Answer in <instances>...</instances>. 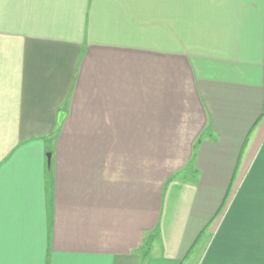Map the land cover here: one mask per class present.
<instances>
[{
  "label": "crops",
  "instance_id": "1",
  "mask_svg": "<svg viewBox=\"0 0 264 264\" xmlns=\"http://www.w3.org/2000/svg\"><path fill=\"white\" fill-rule=\"evenodd\" d=\"M153 231L142 264H264V0H0V264Z\"/></svg>",
  "mask_w": 264,
  "mask_h": 264
},
{
  "label": "trees",
  "instance_id": "2",
  "mask_svg": "<svg viewBox=\"0 0 264 264\" xmlns=\"http://www.w3.org/2000/svg\"><path fill=\"white\" fill-rule=\"evenodd\" d=\"M222 208L223 206L219 208L215 216H217L220 213ZM158 238H159V235L157 231H153L146 235L145 240L143 244L141 245L140 252H139L140 253V264H142V262L148 257L150 250L152 248L153 242Z\"/></svg>",
  "mask_w": 264,
  "mask_h": 264
},
{
  "label": "water",
  "instance_id": "3",
  "mask_svg": "<svg viewBox=\"0 0 264 264\" xmlns=\"http://www.w3.org/2000/svg\"><path fill=\"white\" fill-rule=\"evenodd\" d=\"M49 156H50V155L48 154L47 157L49 158Z\"/></svg>",
  "mask_w": 264,
  "mask_h": 264
}]
</instances>
